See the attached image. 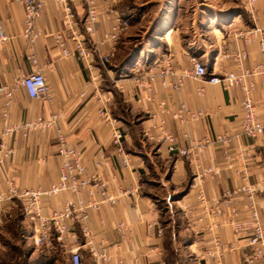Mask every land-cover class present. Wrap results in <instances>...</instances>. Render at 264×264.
Wrapping results in <instances>:
<instances>
[{"label":"crops","instance_id":"1","mask_svg":"<svg viewBox=\"0 0 264 264\" xmlns=\"http://www.w3.org/2000/svg\"><path fill=\"white\" fill-rule=\"evenodd\" d=\"M96 2L99 19L93 41L89 39L91 47L99 45L116 16L122 15L130 21L117 45L115 57L105 64L95 55L92 66L88 67L75 56H63L56 35L63 32L69 48H72L73 42L69 39L71 29L65 23L63 5L49 0L38 20L42 34L34 46L38 68L47 78L49 95L33 99L26 88L17 84L21 77L33 71V65L27 59L30 44L23 36L24 5L14 0H0V21L9 37L7 42L0 43V83L15 88L8 117L0 114V132L7 124L40 115L48 118L54 113L59 114L54 127L33 130L26 137L17 135L4 141L14 147V153L0 163V194L7 191L9 181L21 188H48L58 180L61 158L57 152L56 137L57 129H61L69 143L85 154V176L100 174L109 181L112 191L134 183L140 186L141 195L138 198L127 197L116 205L91 212L88 226L97 246H107L114 258H122L127 264H245L251 253L248 236L234 232L230 226L231 214L223 202V193L243 184H253L264 225V134L252 139L242 133V101L245 95L242 88L227 89L222 84L208 83L192 76L184 78L181 88L174 87V84L181 73L193 69V59L207 66V77L221 76L228 71L240 72L234 61L223 57V53L237 47L247 50L244 67L253 69L261 59L258 42H246L237 36V32L264 24V0H257L252 12L246 7L245 0H195L191 8L167 9V32H164L163 43L156 48L155 56L144 59L145 63L126 64L121 69L117 59L136 30L135 25L123 6V0ZM68 3L75 16V24L84 31L83 22L87 15L85 1L69 0ZM109 47L110 43L100 46L102 52H107ZM165 56L172 59L175 74L166 77L167 85L157 75L152 81L154 101H139L144 89L136 84L138 75L158 73ZM248 80L255 82L254 99L258 115L264 122V80L260 76H251ZM201 87L204 92L199 93ZM82 93L85 95L82 96ZM104 99H108L106 105ZM162 100L169 110L160 115L167 130L176 136L181 147L202 143L199 154L201 165L218 166L220 175L205 176L200 180L196 177L197 168L191 155L172 154L166 143H155L146 137V129L158 132L153 126L159 121L152 116L158 113V104ZM181 103L193 111L203 110L205 115L197 121L182 124L173 117V112ZM104 107L125 132L124 149L130 161L129 167L123 165L122 156L112 140L111 125L99 112ZM224 132L233 135L230 161L222 144L208 142V139ZM97 161L102 163L100 168L95 166ZM230 162L232 166H229ZM243 170L248 172L247 179L238 173ZM163 175L170 183L171 194H177L173 199L179 206L176 213L171 212L167 216L160 211L159 200L153 191L156 185L154 178H163ZM199 187L204 190L207 207H215L213 200H219L224 209L223 216L205 213V204L198 197ZM83 194L86 196L85 192ZM70 197L72 193L64 192L47 199L45 212L49 214L52 209H61ZM0 206L3 207L0 216L2 264L5 238H23L25 245V239H30L32 226L23 214L20 201H3ZM185 206L192 209L191 215L185 214ZM232 207L236 208L240 218L249 216L245 195H238ZM121 221L134 226V235L121 238L116 229ZM159 226L163 228L162 235L158 234ZM73 231L75 239L67 238V249L56 235H52L42 247L51 251L60 249L70 264L69 248L78 247L83 256L82 264H103L93 257L80 224L74 223ZM215 235H219L223 244L233 245V249L221 259L206 255Z\"/></svg>","mask_w":264,"mask_h":264},{"label":"built area","instance_id":"2","mask_svg":"<svg viewBox=\"0 0 264 264\" xmlns=\"http://www.w3.org/2000/svg\"><path fill=\"white\" fill-rule=\"evenodd\" d=\"M15 2L24 5V30L23 36L29 41V52L27 59L33 65V71L21 77L17 84L26 88L28 95L33 99H41L49 95V87L47 78L42 70L38 68V59L36 57L34 46L42 34V30L38 27V20L41 17L43 6L49 0H14ZM63 5L65 23L71 29L69 39L73 42V47L69 48L67 38L63 32L56 35V42L65 57L75 56L88 67L92 66L95 55L105 64H108L117 53V45L128 29L130 21L128 18L118 15L115 22L109 30L102 36L99 45L110 43L109 50L102 52L99 45L91 47L89 39L93 41V36L97 32V23L99 19V7L96 0H84L87 7V15L84 20V31H81L75 24V16L70 7L69 0H55ZM257 0H245V5L249 11H254V5ZM237 36L244 38L246 42L257 41L260 50L261 59L253 69H246L244 62L248 58V52L243 47H237L231 51L223 53V57L234 61L240 72L228 71L220 75H208L207 66L200 60L193 59V69L184 71L178 77V81L174 87L181 88L184 78L192 76L195 79L204 80L212 84H222L225 88L240 87L244 91V99L242 106L244 109L242 117V133L252 139L258 138L264 134V122L258 115L257 105L254 99L255 82L248 80L251 76H260L264 80V24L257 26L251 30L239 31ZM8 36L4 32L2 22L0 21V43H5ZM175 74L172 65V59L165 56L163 65L158 73L147 72L146 75L140 74L136 79L138 87L144 89V94L139 95L138 100L141 102L154 101V91L152 81L158 76L162 77L163 84L167 85L166 77ZM89 86V85H88ZM15 88L0 83V114L7 118L10 112V107L13 103ZM204 92V88L199 89V93ZM85 93H82L84 96ZM101 101V100H100ZM108 99H104L106 105ZM158 113H154L152 118L159 121V124H154L153 128H157L158 132L154 133L153 129H146L144 134L153 142L166 143L168 151L172 154L182 156L191 155L196 168V177L202 180L205 176L217 177L221 170L218 166L203 167L200 163V151L202 143H192L190 146L181 147L176 136L165 127V120L160 118L161 114L169 112L167 103L162 100L158 104ZM100 114L103 116L106 123L111 125L112 140L117 148L118 154L122 156V163L125 167L130 166L129 158L126 156L124 149L125 132L118 125V121L111 115L107 107L101 109ZM205 115L202 111H193L185 103H181L178 109L173 112V117L182 124H189L197 121ZM59 114L54 113L46 118L42 115L32 119L5 125L2 131L0 143V163L4 162L14 153V147L5 144L8 138H15L17 135L26 137L29 132L37 129H49L56 125ZM188 136V134H187ZM57 152L61 158V166L59 177L54 184L48 188H31L18 187L13 181H9L8 189L5 193L0 194V203L18 200L22 204L23 214L28 219L32 226L30 238L35 246H42L50 241L52 235H56L58 241L62 242L64 247L68 248L67 238L75 239L73 224L78 223L81 226L84 237L90 246L93 257L103 264H127L122 258H114L109 252L107 246H97L92 238L91 230L88 226V220L91 212L100 211L105 206L116 205L124 198H138L141 195L140 186L137 183L130 184L127 187H118L115 191L110 190L109 181L104 179L100 174L86 175V166L84 163V153L81 149L72 146L68 137L61 129H57ZM233 135L224 132L219 133L208 139L209 143H220L226 149V158L232 160L229 154L230 146L232 145ZM97 168L102 166L101 161L95 163ZM229 166H232L231 162ZM247 179V170L238 171ZM64 192L72 193L61 209L53 210L47 214L45 212V201L51 197L58 196ZM86 193V196L83 193ZM245 195L246 205L249 216L240 218L235 207H232L234 199L238 195ZM198 197L202 203H206L204 190L199 187ZM215 207H207L204 205L206 214H213L221 217L224 214V209L219 205V200L214 199ZM223 202L230 210L231 218L229 220L236 233H246L248 236V246L251 248V253L245 259V264H264V225L261 220L259 210V200L257 190L253 184H243L234 189L227 190L223 193ZM186 215L192 214V209L188 206L184 207ZM3 214V207L0 206V216ZM198 220H202L199 218ZM1 223V217H0ZM157 225L158 223L155 222ZM116 229L120 232L121 238L127 239L134 235V226L128 225L126 222H119ZM158 234H163V228L159 226ZM233 249V245H225L221 241L219 235H215L213 245L206 251L207 256L223 258L228 251ZM71 254V264H82L83 256L78 247L69 248ZM139 264H151L149 262H141Z\"/></svg>","mask_w":264,"mask_h":264},{"label":"rangeland","instance_id":"3","mask_svg":"<svg viewBox=\"0 0 264 264\" xmlns=\"http://www.w3.org/2000/svg\"><path fill=\"white\" fill-rule=\"evenodd\" d=\"M193 2L195 0H123V6L131 16V22L136 30L120 51L117 62L120 64L132 51V55H135L126 64L139 65V63H145L144 59L149 60L150 57L155 56L156 48L162 45V36L168 27L167 9H183L186 6L191 8L195 5ZM2 131L0 132V143L4 140ZM163 176V178H154L156 185L153 191L159 200L160 211L163 216H167L171 212L176 213L179 206L173 199L177 194H171L170 183L165 179V175ZM31 240V238L25 239L24 245L23 238H5L6 250L2 264H70L60 249L51 251L42 246L36 247Z\"/></svg>","mask_w":264,"mask_h":264},{"label":"trees","instance_id":"4","mask_svg":"<svg viewBox=\"0 0 264 264\" xmlns=\"http://www.w3.org/2000/svg\"><path fill=\"white\" fill-rule=\"evenodd\" d=\"M133 52V51H132ZM129 53L127 56H126V58L122 61V62H120V66H119V68L121 69V68H124L125 67V65H126V63L128 62V60L130 59V57L132 56V54L133 53Z\"/></svg>","mask_w":264,"mask_h":264}]
</instances>
